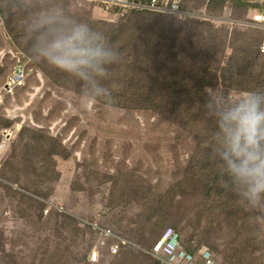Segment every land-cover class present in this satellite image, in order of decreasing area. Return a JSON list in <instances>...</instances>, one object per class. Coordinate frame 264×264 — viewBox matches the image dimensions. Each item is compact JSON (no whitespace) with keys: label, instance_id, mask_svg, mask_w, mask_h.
<instances>
[{"label":"rangeland","instance_id":"rangeland-1","mask_svg":"<svg viewBox=\"0 0 264 264\" xmlns=\"http://www.w3.org/2000/svg\"><path fill=\"white\" fill-rule=\"evenodd\" d=\"M254 1L264 7V0ZM221 3L183 0L188 15L146 19L142 12L132 18L130 9L97 2L0 0V146L9 137L0 163V264H151L149 251L166 227L184 250L206 248L216 264H264V211L237 199V210L227 212L214 190L207 196L204 191L215 173L205 180L189 176L196 152L209 153L211 169L220 165L213 158L215 141L197 136L188 116L175 120L165 105L156 113L145 99L132 103L136 107L111 102V95L130 96L135 89L140 96L170 98L164 67L154 72L145 61L148 71L136 73L143 80L132 86L116 75L126 70L119 61L109 66V96L92 102L82 81L33 57L24 28L57 6L101 34L116 29L110 26L115 23L142 19L148 31L160 29L151 51L159 49L163 61L169 54L179 57H168L167 68L182 63L178 73L191 86L188 94L205 96L225 90L218 73L223 61L255 39L264 44V31L255 29L264 28L261 11L234 6L233 0ZM186 46L193 49L190 56ZM257 88L264 90V84ZM205 145L209 151L200 150ZM212 184L225 188L222 179ZM94 250L98 261L91 263Z\"/></svg>","mask_w":264,"mask_h":264},{"label":"clouds","instance_id":"clouds-1","mask_svg":"<svg viewBox=\"0 0 264 264\" xmlns=\"http://www.w3.org/2000/svg\"><path fill=\"white\" fill-rule=\"evenodd\" d=\"M24 28L36 60L82 81L84 95L92 102L109 96L101 82L121 57L101 33L61 6L31 19ZM208 105L207 114L217 128L213 158L220 164L224 187L250 210L264 211V92L216 89L207 93Z\"/></svg>","mask_w":264,"mask_h":264},{"label":"trees","instance_id":"trees-1","mask_svg":"<svg viewBox=\"0 0 264 264\" xmlns=\"http://www.w3.org/2000/svg\"><path fill=\"white\" fill-rule=\"evenodd\" d=\"M76 1H82V2H89L93 3L92 1L87 0H76ZM135 2H141V4H145V0H134ZM222 1L221 5L223 4L224 0ZM247 1V2H246ZM252 2V3H251ZM100 3V2H97ZM102 4V3H100ZM234 6L237 7H243L245 9L251 8L256 9L258 13L261 11L262 14H264V7H260L259 3L254 0H233ZM105 5V4H104ZM116 7V6H114ZM122 8V7H120ZM130 9V8H127ZM134 13L131 15L132 18H135L138 13L142 12L144 14H147L148 16H145L146 19H149V17H153V15H157L158 13H152L147 12L145 10H139V9H130ZM129 10V11H130ZM136 12V13H135ZM186 13V12H185ZM188 15L187 13L184 15H178L177 17H182ZM176 16V15H174ZM141 23L137 24L136 22L129 21L128 24H121V23H110L114 25H110L112 27H115L117 25L116 29H113L111 32H104L102 35L104 36L105 40L109 42V44L115 46V50L120 54V61H123L126 66L125 71H119L115 70L116 75H118L121 79L125 80L127 83L130 84L133 83L132 86H135V82L142 81V77H136L134 76L136 73H144L145 71H148V68L144 64L145 61L151 62L154 64V72H160V70L164 67V70L166 72L165 79H169L170 84H167L169 88H171L170 92H172V96L168 98V96L165 95H158V96H149L144 97L140 96L138 94V90H134V95L125 96L124 93L119 95H111V102L118 106L123 107V105L130 106V107H136L135 104H140L142 100L145 99V101L148 103V105H151L152 111L156 113H162L161 109L165 105L166 108L169 107L172 111L171 113H174L175 120L178 118L184 119L188 116L190 126L194 128L195 133L199 137H203L206 134L210 136L215 141V133L217 131L215 121L208 117L207 111L211 109V105H208L206 107V101H207V95L203 96L201 94H197L194 91L189 92V86L185 80L186 78L180 79V75L178 71L183 68L182 63H179L177 66H172V68H167L165 62L169 58H174L175 60H179L180 58L169 54L167 57H165L164 61L160 57V50H156L154 54L151 49L154 46H157L155 42L156 41V34L160 31H148L145 27L146 24L143 26V21L141 19ZM147 22V21H146ZM255 29H261L264 31V28L255 26ZM157 32V33H156ZM160 38L162 37L161 35ZM164 38V37H163ZM190 48L188 50V55L190 56L193 49L192 47L186 46ZM261 50V52H260ZM165 49H163L162 52H164ZM264 55V44L259 45L258 40H254L252 43H250L249 47L245 49H239L237 50V55L234 54L231 58L227 60V62H222V66L219 70V84L222 83L221 87L227 91V88L229 87H239L242 89L250 88L252 92H264V90L260 91L257 86L260 83L264 84V60H262V56ZM150 59H155L151 60ZM114 65V64H113ZM110 69V68H109ZM164 74V73H163ZM159 76L155 75V78L157 79ZM257 80L256 85H253L250 83V79ZM204 79V78H203ZM110 81V78L103 80L102 85L105 86ZM202 81L200 90L205 85ZM196 86V85H195ZM216 86V85H215ZM213 86V87H215ZM202 91V90H201ZM183 92L184 94H182ZM151 101V102H150ZM135 103V104H132ZM199 125H195V124ZM205 124V125H201ZM209 146H203L200 148L201 151H209ZM198 152H196L197 154ZM195 154L192 155V164H190L191 171L189 172V176L191 178H194V181L197 180V177H202V179H206L207 175L210 173H215L214 177L208 183L204 186V191H206V196L211 193V190H214V193H216V196L218 197V204L227 212L236 211L237 207L235 202L237 199H239L233 192L229 191L227 188H214L213 182L219 181L220 179L223 180L221 175V170L219 172H214L216 168H218L220 165H213L211 169V162L209 160V153L205 152L206 155H199L197 156ZM217 185V184H216ZM157 224L156 226H158ZM155 226V227H156ZM96 228V231L100 233L103 236L110 237L107 233V231H102L97 226H93ZM126 233L132 235L131 231H125ZM162 232V231H161ZM161 234V233H160ZM120 246H125L126 242L120 238ZM155 244H153L154 246ZM152 246V247H153ZM110 252H111V244H110ZM121 247V248H122ZM151 247V249H152ZM151 249L149 253H151ZM187 253L193 254L194 252H190L185 250ZM90 251V255H91ZM118 252V251H117ZM116 252V253H117ZM115 253V254H116ZM89 255V258H90ZM150 255V254H149ZM151 256V255H150ZM155 261L151 262V264H161L157 259H154ZM89 261L92 262L90 259Z\"/></svg>","mask_w":264,"mask_h":264},{"label":"built area","instance_id":"built-area-1","mask_svg":"<svg viewBox=\"0 0 264 264\" xmlns=\"http://www.w3.org/2000/svg\"><path fill=\"white\" fill-rule=\"evenodd\" d=\"M100 2L105 5H111L122 8L139 9L147 12L169 15H184L183 0H145V4L135 2L134 0H87ZM7 136L3 140L0 148V163L2 148L8 143ZM108 235L110 231H107ZM115 254L118 251L117 246L111 247ZM161 264H216L212 254L206 248H199L193 254L187 253L179 244L176 232L169 227L162 230L157 242L149 253ZM90 260L94 263L98 261V254L94 250L90 255Z\"/></svg>","mask_w":264,"mask_h":264},{"label":"water","instance_id":"water-1","mask_svg":"<svg viewBox=\"0 0 264 264\" xmlns=\"http://www.w3.org/2000/svg\"><path fill=\"white\" fill-rule=\"evenodd\" d=\"M7 138L9 139V137L7 136Z\"/></svg>","mask_w":264,"mask_h":264}]
</instances>
